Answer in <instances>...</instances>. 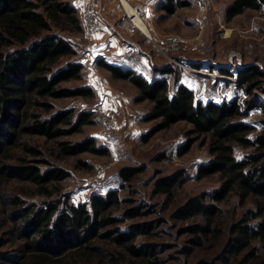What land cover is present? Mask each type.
<instances>
[{
  "label": "trees",
  "instance_id": "1",
  "mask_svg": "<svg viewBox=\"0 0 264 264\" xmlns=\"http://www.w3.org/2000/svg\"><path fill=\"white\" fill-rule=\"evenodd\" d=\"M183 5L168 0L164 9L173 14ZM249 9L264 11V0H231L226 19ZM70 32H84L73 0H0V188L13 180L28 186L22 193L8 191L10 195L1 199L2 205L12 209L7 216L15 234L25 240L17 255L2 259L8 264H166L163 254L169 247L155 239L159 235L155 229L165 218L149 219L157 212L153 204H135L134 199L123 198L120 189L92 194L88 201H72L62 186L71 172L51 163L33 141L34 137L53 141L58 159L87 152L110 153L93 137L64 139L83 132L84 126L93 122V114L61 108L55 100L93 98L96 94L90 85H67L84 79V64L76 59L77 50L65 35ZM97 64L112 77L129 81L138 91L137 102L151 103L144 120L158 123L143 136L144 142L185 121L191 128L178 154L188 153L197 142L208 147L211 159L199 166L197 178L219 174L220 186L191 197L172 213L185 223L181 234L193 236L195 247L191 250L200 251L210 241H225L221 264L237 260L252 264L263 256L259 244H264V119L253 137L257 126L246 117L256 107L264 114V102H242L239 96L204 102L178 81L172 93L167 76L173 73L171 66L160 70L164 76L149 79L131 67L105 60ZM263 77L257 65L240 69L237 86L253 95ZM236 145L252 148L253 153L238 159ZM78 161L79 167L90 168L83 159ZM145 170L146 165L123 166L119 171L121 188H127ZM184 176L185 172L178 170L157 178L153 195L174 198ZM232 195L238 196L241 206L253 203L254 207L228 217L224 203ZM214 258L201 264H216ZM260 264H264L262 259Z\"/></svg>",
  "mask_w": 264,
  "mask_h": 264
},
{
  "label": "rangeland",
  "instance_id": "2",
  "mask_svg": "<svg viewBox=\"0 0 264 264\" xmlns=\"http://www.w3.org/2000/svg\"><path fill=\"white\" fill-rule=\"evenodd\" d=\"M104 1L108 6L110 1L115 2L116 11L123 12L124 15L119 0ZM129 1L147 7L145 22L153 34L152 39L147 38L139 30L140 33L136 34L137 31L124 20L120 21L122 26L119 28L125 34L128 33L135 40H139L136 38L138 34H143L142 36L147 38L140 42L147 52V57H135L134 61L129 62V65L134 64V70L137 67L141 74L152 79L155 75L164 76L160 70L171 66L173 73L165 74L170 81V91L175 92L178 81V84H184L194 90L196 98L204 102L209 100L222 102L235 96H239L242 102L248 99L264 102V77L261 80L263 84L254 89L253 95H247L237 86L240 69L257 65L264 73V11L249 9L228 21L225 12L231 0H176L182 1L184 5L178 7L173 14L164 9L168 0ZM85 33L65 34L77 50L76 59L84 64V79L71 81L67 85L70 87L90 85L96 94L93 98H65L55 100V103L61 108H74L77 113L88 111L93 114V122L84 126L83 132L64 139L81 141L93 137L98 146L108 148L110 153L97 155L87 152L77 157L58 159L54 154L53 141L34 137V143L44 150L45 157L51 163L71 172V177L63 181L62 186L63 192L68 193L72 201L77 203L88 201L92 194H105L111 189H120L121 196L134 199L135 204H153L157 212L149 219L158 216L165 218V223L155 229L159 234L155 239L164 247H169L163 254L165 261H168L166 264H201L203 260L211 261L215 256V263L221 264L223 257L220 251L225 241L221 243L210 241L200 251L191 250L195 247L192 242L193 236L181 234L185 223L172 217L174 210L191 197L202 192L211 193L220 186L219 174L203 179L197 178L199 166L211 159L208 147L197 142L188 153L182 156L178 154V148L187 140V131L191 128L185 121L159 131L148 142H144L143 136L158 123L144 120L150 111L151 103L137 102L138 91L129 81L116 79L108 70L99 66L97 61L104 60L102 56H98L94 61L86 58L88 39ZM173 37L179 38L178 49L173 50L168 45H160L161 40ZM177 59L183 63L187 61L193 63L187 65L189 66L187 68H182L176 64ZM193 69L201 70L195 72ZM112 111L116 114L115 123L111 131L105 133L101 120ZM263 119L264 114L260 107L254 108L246 117V120L257 126L253 137L260 132ZM250 153H253L252 148L235 146L238 159ZM78 159L86 161L90 168L79 167ZM126 165H146V170L128 184L127 188H121L123 182L119 171ZM178 170L185 172V181L175 190V197L168 199L165 195H153L154 181ZM26 188L27 184L18 180H13L11 184L2 185L0 188V264H8L2 256L14 257L18 254L20 245L25 242L15 234L12 222L7 216L12 209L2 205L1 199L10 195L8 191L16 190L22 193ZM25 195L29 196L26 193ZM224 207L228 217H231L237 213L242 214L254 205L248 203L241 206L238 196L232 195L224 203ZM121 211L122 209L119 214ZM259 246H262L263 256L260 255L254 264H260L261 259L264 262V244ZM239 263L237 260L233 264Z\"/></svg>",
  "mask_w": 264,
  "mask_h": 264
},
{
  "label": "built area",
  "instance_id": "3",
  "mask_svg": "<svg viewBox=\"0 0 264 264\" xmlns=\"http://www.w3.org/2000/svg\"><path fill=\"white\" fill-rule=\"evenodd\" d=\"M127 1L129 2V8L123 2V0H119L120 5L124 10V15L122 16L120 21L124 20L125 23H127L129 26H132L134 30L137 29L143 33V31L136 23V20L139 19L144 22L147 21V14H148L147 7L144 6L143 4H133L131 1L129 0ZM80 15L84 26V31L88 36H94L100 33H104L109 29V27L122 26L120 21H118L117 23H113L110 20V18L106 13L104 0H83ZM116 35L119 37L121 41H123V44L125 45V50L122 54H113L107 52L102 53L101 56L104 58V60H106V62L118 66H125L129 62V60L132 61V59H134L135 57H147V52L142 48L140 42L134 40L132 41L130 39L125 38V36L120 31H117ZM147 38L152 39V37H147ZM178 44H179V38L177 37H173L170 39H163L160 41V45L163 46L168 45V47L172 48L173 50L178 49L177 48ZM160 49L162 48L160 47ZM175 62L178 66L182 68H187L189 67L187 65L193 63L188 61L186 63H183L180 61V59H177ZM199 70L193 69V71L195 72H199ZM115 118H116V114L113 111L103 116L101 121L104 125L105 133H109L111 131L115 123Z\"/></svg>",
  "mask_w": 264,
  "mask_h": 264
},
{
  "label": "crops",
  "instance_id": "4",
  "mask_svg": "<svg viewBox=\"0 0 264 264\" xmlns=\"http://www.w3.org/2000/svg\"><path fill=\"white\" fill-rule=\"evenodd\" d=\"M75 6L78 8L79 13L81 14V6L83 3V0H73ZM136 4H139L137 2H135ZM116 6L117 4L113 1L109 2V6L108 3L106 2L105 5V9H106V13L108 15V17L110 18V20L113 23H117L118 21H120V19L123 16V12L120 11H116ZM115 8V9H114ZM128 27V26H126ZM132 27V26H130ZM117 31H120L125 38L130 39V40H134V41H138V42H143L144 40H146L147 38L142 36V35H137V39L139 40H135V38L131 37L130 35L125 34L121 29H119V27H109V29L104 32V33H100L94 36H88L86 33V37L88 39L87 44H88V52H87V57L86 58H91V61H94L98 58V56H101L102 53H113V54H122L125 50V45L123 44V41H121L119 39V37L116 35ZM138 32V30H135ZM85 32V31H84ZM132 36H134V34H131ZM134 61V59H132ZM130 62V60H129ZM129 62L127 63V65L122 66V67H131L133 68L134 64L129 65ZM135 69V67H134ZM136 70L138 72H140L141 70H139L136 67Z\"/></svg>",
  "mask_w": 264,
  "mask_h": 264
},
{
  "label": "bare ground",
  "instance_id": "5",
  "mask_svg": "<svg viewBox=\"0 0 264 264\" xmlns=\"http://www.w3.org/2000/svg\"><path fill=\"white\" fill-rule=\"evenodd\" d=\"M123 2L129 8V2L127 0H123ZM136 23L138 24V26L140 27V29L143 31V33L147 35V37H153L152 31L149 28V26H148L147 23H145L144 21L139 20V19L136 20Z\"/></svg>",
  "mask_w": 264,
  "mask_h": 264
}]
</instances>
